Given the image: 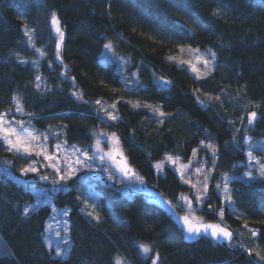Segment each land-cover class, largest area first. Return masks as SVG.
<instances>
[{"label":"trees","instance_id":"obj_1","mask_svg":"<svg viewBox=\"0 0 264 264\" xmlns=\"http://www.w3.org/2000/svg\"><path fill=\"white\" fill-rule=\"evenodd\" d=\"M214 9L219 14L213 15ZM52 13L64 33L59 58ZM25 26L33 30V43ZM109 42L129 60L128 70L138 73L139 83L131 88L125 87L117 61L103 56ZM178 46L215 52L214 70L197 80L188 64L167 59L178 54ZM36 76L44 79L45 89L35 87ZM160 77L171 83L165 86ZM74 92L83 93V100ZM13 97L37 131L60 127L58 138L68 144L89 145L100 129L117 133L143 183L173 202L181 194L193 197L192 188L171 165L157 172L156 162L167 154L212 168L210 199L199 211L207 221L231 227L236 238L228 244L210 236L187 241L161 206L118 184L121 173L110 177L84 169L61 182L63 190L47 188L56 206L69 208L70 254L57 257L46 240L51 207L42 203L25 214L36 196L15 179L36 156L21 159L0 144V264H114L116 258L152 264L156 253L158 264H264L246 251L264 250V179L241 177L243 137L264 138V0H0V113L11 109L9 117L20 116ZM96 100L115 102L118 119L107 121L95 110ZM137 101L159 106L165 116L129 103ZM251 111L257 119L249 126ZM201 141L216 146L214 164ZM227 173L237 176L229 181L232 206L220 194ZM88 195L94 196L99 220L82 211ZM177 208L181 214L184 208ZM139 244L151 246L148 257Z\"/></svg>","mask_w":264,"mask_h":264},{"label":"snow or ice","instance_id":"obj_2","mask_svg":"<svg viewBox=\"0 0 264 264\" xmlns=\"http://www.w3.org/2000/svg\"><path fill=\"white\" fill-rule=\"evenodd\" d=\"M219 14L218 9L213 10V15ZM51 23L53 26H55V32L59 35V40L56 43V57L59 58L60 53L59 49L61 47V42L63 41L64 38V33L59 27V20L56 16L55 13H52L51 17ZM33 30L29 29L27 26H25L24 33L28 37V40L30 43H33L32 41V35L30 34ZM181 39L186 38L185 35L180 36ZM104 48L107 49L108 51H112V45L111 42L106 43L104 45ZM179 51L183 53L185 51V48L183 46H178ZM36 51L40 52V49H36ZM188 51L191 53H195L197 55V60L202 62L205 71L203 73L200 72V69H198L195 65H192V72L196 73V79H202L205 76H208L214 69H213V61L216 60V53L212 52L211 50H206L205 53H200V50L193 49L191 46H188ZM41 55H44L43 52H41ZM205 56H211V60L204 58ZM170 61H177V57L175 56H169L167 58ZM26 61L21 60L20 63H25ZM122 63H128L127 61H123ZM178 63L181 64H187L189 63L188 61H178ZM51 66V64H50ZM65 76L67 73H64ZM36 81H40L41 77L36 76L35 77ZM72 80L74 81L75 78L73 77ZM160 81H162L165 85L170 84V81H165L163 77L159 78ZM125 85H128V81H124ZM37 89L41 87L39 83L35 85ZM196 90H194L195 92ZM73 95L78 99V100H83V93H76L74 92ZM14 100H16V112H23V107L16 97H13ZM199 103L202 106L204 105V101H200L199 97H197ZM215 99L219 100L220 97H216ZM84 103H88V101H84ZM131 103V106L133 108H148L150 109L154 114H158L159 117H164L165 113H163L160 110L159 106H153V105H148L144 104L142 105L140 102H129ZM96 105H99L100 107L97 108V112L103 111L106 115V117L112 121H116L118 119L117 115L114 114V110L116 108L115 104H112L110 107L113 111H108L105 109L102 105V102L100 100L95 101ZM11 114V109H9L6 112L0 113V144L5 146V150L11 153H14L15 155H18L21 159H27L30 158L32 155H35L36 157H43L44 161L47 162V164H41L40 167L38 168L36 165L39 163L38 160H33L31 164H29L27 167L21 168L20 171L22 174H27V173H36L39 175L40 169L44 167H49L53 169L54 175L57 177V179L53 180L52 183L53 185H60V190H63V185L61 182H66L68 180H71L74 176H76L77 172L80 171L81 169H93L95 166V157L97 155L100 156L101 163L105 162V158L109 160L115 161V155H121V153L118 151V146H119V137L116 136L115 133H111L110 135L107 133H96L94 132L93 135L96 137L95 144L89 146V150L93 152V155L90 157L88 155V150L81 151L79 148L73 147L72 151L73 154L79 153L78 156H76L75 160H70L68 157H64L63 159V168L60 167L61 164V159L60 157L57 156L58 152H63L66 151L64 148V145L57 144L55 145V152L49 154L47 151V140L49 139V134L47 131L45 132H39L34 128L32 125V122L29 121H24V120H8L7 116ZM31 115V114H29ZM257 119V112L256 111H251L247 113V122L248 125L251 126L253 122ZM161 123L163 122L162 120L160 121ZM27 125V126H25ZM51 125H49V129H51ZM66 127V126H64ZM206 131V130H205ZM239 131V129H237ZM62 134V129L61 131L55 133L54 135H60ZM43 137V141L42 138ZM104 138L108 140L111 143H114V147L111 148L107 153H104L103 150L100 148V143H101V138ZM244 142H249L250 137L244 136L243 137ZM65 144L67 143L66 141L64 142ZM201 144L203 147L207 148L208 150L211 151L212 153V163H215V157H216V151H215V146L212 144H204L203 141H201ZM261 148L262 153H264V145L259 146ZM193 155H196V149H193ZM247 156V163L250 165L251 168L255 169L257 171L258 176H253L252 171H248L245 173V175L248 177L249 180H254L257 178L264 179V163L261 162L260 158L253 157L252 151L249 150L246 153ZM179 157H173L170 155H165V160L164 161H159L157 162L154 167L157 170H162L165 166V161H167L170 165H178ZM192 162L189 161V164H179L177 167L174 168V171L178 172L180 175V179L185 183L191 185L192 189H195V200L198 202H202L205 198H209L208 196V175L204 174V179L202 181L197 180L195 183H193L191 177L188 174V169L189 165ZM235 167V165H233ZM118 170L124 174V176H135L134 171H132L129 167L126 166V164H122L118 167ZM211 171V170H209ZM195 172L197 174H200L203 172V167L202 163L200 167L195 168ZM111 176V174H110ZM187 177V178H186ZM140 182H143V179L141 177H136ZM39 179L41 181H47L49 177L47 175H39ZM231 178L227 177L225 174L224 176V186H223V197L225 202L231 203L232 202V195L229 189V180ZM199 185V188H198ZM217 189H219L220 185H216ZM35 190V189H34ZM56 188H53L52 191H56ZM39 191V190H36ZM79 199V197H77ZM179 200L186 203L189 205V207L192 204V199H190L188 196L181 194L179 197ZM47 204L48 206L51 207L52 212H58L61 217L65 216L68 214V209L63 208V209H58L56 208L55 204L51 202V200L48 197V193L46 191H41L40 196L36 200V205L39 206L40 204ZM88 201L85 200V204H87ZM170 203V202H169ZM93 208H95V204L92 205ZM209 209L212 208V205L208 206ZM28 207L26 206L24 211L25 214L28 212ZM83 211V209H82ZM88 215L92 216L93 212H89ZM220 218H223L224 216V210L223 208L220 209L218 213ZM95 219L99 220V216H95ZM183 224L185 226V230L188 233L189 239L193 237V235H201L202 233L207 235L208 234V229H211L210 235L213 238H224L228 240L229 242L232 241L233 239V232L230 231L226 227H222L219 224H199V225H194L190 222V218L188 215H185L183 218ZM53 220L55 221V217H53ZM61 222H63L64 227L61 230H54L53 225L50 223L48 225V231L51 232L55 237L59 238L56 241L55 244V255L57 257H66L70 254V249H68L67 245L71 243L70 238L68 236H64L61 238V231L64 233H68L69 229L67 227V221H56V224L59 225ZM244 227L247 228V223L245 222ZM249 232L253 238H256L258 236V231L256 229H249ZM46 240L48 242V246L51 249L53 247V241L51 238L46 237ZM138 248L141 252V254L144 257H148L149 253L152 251L150 245L146 244H139ZM258 248V246H257ZM246 251L249 256H252L253 252H255V255L259 258V260L264 261V250H257L256 248H251L248 247L246 248ZM159 260V253H156L155 257L152 258V264H158ZM114 264H124V261L121 258H116Z\"/></svg>","mask_w":264,"mask_h":264},{"label":"rangeland","instance_id":"obj_3","mask_svg":"<svg viewBox=\"0 0 264 264\" xmlns=\"http://www.w3.org/2000/svg\"><path fill=\"white\" fill-rule=\"evenodd\" d=\"M54 28H55V26H54ZM30 34L32 35V33H30ZM184 48H185V51L183 53H181L179 51L177 55H173V56L177 57V59H179L180 61H188L189 63H187V64L190 67V69L192 68V65H195L198 69H200V72L203 73L205 71V69H204V66H203L202 62H200V61L197 60V55L195 53L189 52L188 51V46L187 47H184ZM191 48L197 49L195 47H191ZM200 53H205V51L200 50ZM103 56H104V58L106 60H116L117 61L118 68L121 71V73L123 74L124 81L125 80L128 81V85L127 86L125 85L126 88H131L133 85L139 83V77H138L137 71L136 70H131V71L128 70L129 60L126 57L117 55L115 53V51L113 50V48H112V51L111 52L108 51L107 49H105L103 51ZM204 58L209 59V60L212 59L211 56H205ZM122 60L123 61H127L128 63H122ZM214 62L215 61L212 62L213 63V67H214ZM194 74L196 75V73H194ZM37 83H39L41 85V87L39 89H45V81H44V79L42 77H41V80L40 81H37L36 82V84ZM101 102H102V105H103V107L105 109H107L108 111H113L110 106L112 104H115V102H105V101H101ZM98 107H100V106L99 105H96V107H95V110L96 111H97V108ZM17 113L20 116H16V115H13L11 117L7 116V119L10 120V121L13 120V119H15V120H24V121H29L30 120V117L29 116L23 115L24 111L23 112H17ZM99 113L107 121H110V119H108L106 117V115H105V113L103 111H101ZM114 114L118 116V114H117V108H115ZM25 126H27V125H25ZM46 131L49 134V139L46 142L47 143V151H48L49 154H51V153H53V152L56 151L55 150V145H57V144L64 145V148L66 149V151L58 152L57 153V156L60 157V159H61V164H60V167L61 168H63V166H64L63 165V159H64V157H68L70 160H75L76 159V156L79 155V153L73 154V151H72L73 147L79 148L81 151L88 150V155L90 157L93 155V152L91 150H89V146L95 144L96 137L94 138V141L91 144L85 145V146L78 145V144H68V143L65 144L64 143L65 142L64 139L58 138L57 135H54L55 133L61 131V128L60 127L53 126V127H51V129H48ZM39 132H45V131H38V133ZM96 133H107V134L110 135L111 133H115V132L109 131V130H106V129H100ZM115 134H116V136H118L117 133H115ZM41 139L43 141V137ZM212 145H214V144H212ZM260 145H264V138H262V137H259V138L252 137L251 138L250 137V141L247 142V144H246V153L249 150H251L252 151V154H253V157L260 158L261 162L264 163V161L261 158V157H264V153H262V152L260 153V151H261V148L259 147ZM114 146H115L114 143L109 142L108 140L104 139L103 137L101 138L100 148L103 150L104 153H107ZM118 150L125 154V151H124V149L122 147V143L120 141V138H119ZM215 151H216V157H215V160H216L218 158V153H217L216 146H215ZM209 155L212 156V153H211L210 150H209ZM170 156L177 157V156H174V155H170ZM36 158L39 161V163H37V165H36L38 168L40 167L41 164H45V165L47 164V162L44 161V159H43L42 156L41 157H36ZM164 160H161V161H164ZM189 161H191L192 163L189 165L188 174L191 177L193 183H195L197 180L202 181L204 179V174H207L208 177H209V179L207 181L208 188H209V184H210V180H211V176H212V168H209L208 170H204L203 169V172L202 173L197 174L195 172V168L201 166L199 163H197L198 160L196 161L195 158L194 159L191 158V160H189ZM189 161L188 162H183V161H181L179 159L178 165L179 164H189ZM165 164L170 165L167 161H165ZM242 164L244 165V166L242 165L243 166V168H242L243 169V173L241 174V177L242 178H244L246 180H249L248 177L245 175V173H247L250 170L252 171V175L253 176H258L257 171L255 169L251 168L250 165H248V163H247V156H246V159L244 160V162ZM28 165L29 164L25 165L24 167H27ZM178 165H171V166L175 168ZM93 169L94 170H102L108 176H110V174H111L110 177H115V176L118 177L119 175H121L120 174L121 172L118 170V165H117V163L115 161L109 160V159L105 158V162L101 163V160H100V156L99 155H97L95 157V166H94ZM81 170H84V169H81ZM209 170H211V171H209ZM156 171L157 172H162V170H157V169H156ZM39 175H47L49 177V179L47 181H41L39 179ZM39 175H37L36 173H27V174H22L21 173L20 176H18V177L15 178V179H17V181L19 183H21L24 187L28 188L36 196L34 198L33 202H31L27 206L28 209L29 208H36L37 207V206L34 207V205H36V200L40 196V192L41 191H46L48 193V197L51 200V202L53 204H55L54 201H53L51 192L49 191V189H47L50 186L52 188H56V185H51L52 184V181L55 180V179H57V177L53 173V169H51L49 167L41 168ZM226 175H227V177H229L231 179L234 178V177H237L234 174L233 175H230L229 173H227ZM136 177H140L138 173H135V176H129V177H126V178L123 177L122 179H119L118 178L117 181L119 182L118 184H120L121 186H124V188L126 189V192H131V193L140 192L142 190V183L143 182L141 183L140 180H138ZM37 182H41L42 185L41 186H35L34 184H37ZM223 186H224V180L222 182V187L220 188V194H221L222 197H223V195H222V193H223ZM198 188H199V185H198ZM229 189H230V187H229ZM36 190H39V191H36ZM192 191H193V194L195 196V191L196 190L195 189H192ZM186 196H188L190 199H192V204H191L190 207H189V205H187L186 203H184V202H182L180 200H178L177 202H174V204L176 206L177 205H181L184 208L183 209V212L180 215H183V216L188 215L189 218H191L195 222H199V223H201V222H208L206 220V218L199 211V209L202 208V205H203V202H204L205 199L202 202H198V201L195 200L194 196L193 197H191L189 195H186ZM223 199H224V197H223ZM85 200L88 201L87 204H85ZM224 202H225V200H224ZM226 203L229 204L230 206H232V202L231 203L226 202ZM93 204H95L94 203V196L92 197V195L91 196L88 195L84 199L83 206H82L83 212L89 218H91V219H95L94 217L97 216V213H96L95 208L92 207ZM55 206H56V204H55ZM56 208L63 209V208H59L58 206H56ZM64 208H67L69 210L68 207H64ZM89 212H93V215L92 216L88 215ZM53 217H55V221L53 220ZM56 221H67V227H68V229H69V225H70V220H69L68 214L65 215V216H63V217H61L58 212H52L51 213L50 217L46 221V230H47L46 237H49V238L52 239V241H53V247L52 248H54V249H55L56 241L59 238L55 237L51 232L48 231V225L51 223L53 225V229L54 230H61L64 227L63 222H61L59 225H57L56 224ZM213 223H220V222H213ZM64 236H68L70 238V232L68 231V233H64L63 231H61V238L64 237ZM70 241H71V238H70ZM67 247L69 249L70 244L67 245Z\"/></svg>","mask_w":264,"mask_h":264},{"label":"water","instance_id":"obj_4","mask_svg":"<svg viewBox=\"0 0 264 264\" xmlns=\"http://www.w3.org/2000/svg\"><path fill=\"white\" fill-rule=\"evenodd\" d=\"M62 42H61V45H62ZM164 80L166 81V79H164ZM165 86H168V84L165 85ZM247 136L250 137L249 135H247ZM119 152L121 153V155H116L114 153V155L116 157L115 158V162L117 163L118 167L120 165H122V164H126L127 167H129L132 171H134V173H136L135 169L130 164V162H129L127 156H126V154L122 153L121 151H119ZM121 174L124 176V174L122 172H121ZM125 177H129V176H125ZM139 193L142 196H144L149 202L158 204L167 213H169L172 216V218L176 221V223H178L183 228L184 233H185V238H186L187 241H196L201 236H210V237H212L210 235L211 229H208V234L207 235H205V234L202 233L201 235H198V236L197 235H193V237L191 239L187 238L188 237V233L185 230V226L183 224V219H182L184 216L183 215H180V213L178 211V208L174 204V202L170 198H168L163 192H161L159 189H157L155 186L147 185L145 183H142V190ZM190 222L192 224H194V225H199V224H205V225H208V224H219L220 226L226 227L230 231L233 232V239H232L231 242H233L235 240V238H236V232L231 227H229L226 224H223V223H213L211 221L199 223V222L193 221L191 218H190ZM214 239L217 240V241H219V242L225 243V244L230 243L228 240H226L224 238H214Z\"/></svg>","mask_w":264,"mask_h":264}]
</instances>
